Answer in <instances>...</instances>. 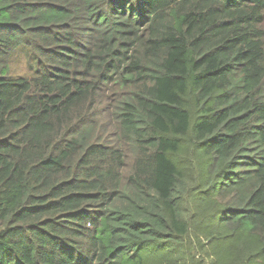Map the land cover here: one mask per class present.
<instances>
[{
    "label": "trees",
    "instance_id": "trees-1",
    "mask_svg": "<svg viewBox=\"0 0 264 264\" xmlns=\"http://www.w3.org/2000/svg\"><path fill=\"white\" fill-rule=\"evenodd\" d=\"M0 264H264V0H0Z\"/></svg>",
    "mask_w": 264,
    "mask_h": 264
}]
</instances>
